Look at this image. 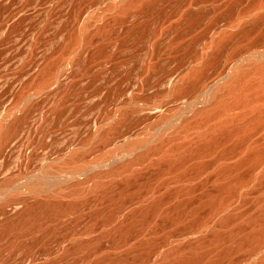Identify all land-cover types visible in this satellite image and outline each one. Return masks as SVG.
Listing matches in <instances>:
<instances>
[{
	"label": "bare ground",
	"instance_id": "1",
	"mask_svg": "<svg viewBox=\"0 0 264 264\" xmlns=\"http://www.w3.org/2000/svg\"><path fill=\"white\" fill-rule=\"evenodd\" d=\"M0 72V264H50L109 227L126 234L102 256L172 264L228 227L200 215L264 181V0H0ZM155 121L173 130L142 136ZM255 224L248 258L218 264H264Z\"/></svg>",
	"mask_w": 264,
	"mask_h": 264
},
{
	"label": "rangeland",
	"instance_id": "2",
	"mask_svg": "<svg viewBox=\"0 0 264 264\" xmlns=\"http://www.w3.org/2000/svg\"><path fill=\"white\" fill-rule=\"evenodd\" d=\"M257 47H258L257 50H260V49L262 50V49H263L260 45L257 46ZM234 59L236 60L237 58H236V57L233 58L232 61H233ZM230 63H232V62H230ZM230 65H231V64H230ZM2 76H3V74H2V72H0V83H1L2 80H5ZM184 98H185V97H181V98H180V99H181L180 101H179V99H178L177 102H175L176 105H177V106H185V105H186L185 103L187 102V98H186V99H184ZM182 99H183V100H182ZM182 101H183V102H182ZM180 103H181V104H180ZM155 122H156V121H155ZM155 122H152V123L150 122V123H147V124H146V126H145L146 128L143 130L142 136L147 135V133H148V134L157 135L159 132H162L163 130H164L165 132H169V131L173 130V128H170L171 126H170L168 123H165V122L162 123L161 121H160L161 123H159L158 121H157L158 123L156 122V123L158 124V126H157V125H156V126H155V125L152 126ZM156 123H155V124H156ZM148 124L151 125V126H149ZM167 126H168V128H167ZM201 126H202L201 128L203 129V125H201ZM151 127H154V128L156 127V128H155V129H153V128L151 129ZM198 127H199V126H198ZM165 128H167V129H169V130H166ZM201 128H200V129L197 128L198 130H197L196 128L193 130V128H192L191 130H193V132H198V131H201ZM191 132H192V131H191ZM228 139H229V138H228ZM230 141H231V142H229V140H228V141L226 140V143H225V141H220V144L223 142V145H222V144H221V145H222V146H224V145L227 146V144H230V143H232V142H235L236 140H235V139H234V140H233V139H230ZM228 142H229V143H228ZM222 146H221V147H222ZM209 153H210V152H209ZM209 153H207V155H206V153L203 154V158H201L202 155H201L200 159H199V158H195V159L192 161V163H194L196 160H197V162H201V161L204 162V161H207L208 158L210 159V157H213L212 154L210 155ZM204 155H205V156H204ZM209 155H210V156H209ZM207 156H208V157H207ZM206 157H207V159H206ZM203 160H204V161H203ZM193 166H194V165H193ZM193 166H192V165H189L188 167H191V168L186 167V168H183V169H182L183 171H182V170H179L178 172L181 171L180 173H183V174H184V173H185V174H186V173H189V172H191L192 169H194ZM187 169H188V170H187ZM184 170H185V171H184ZM186 170H187V172H186ZM189 170H190V171H189ZM178 172H177V173H178ZM192 172H193V170H192ZM177 173H176V174H177ZM180 173H179V174H180ZM179 174H177L178 177H179ZM180 175H181V174H180ZM175 176H176V175H175ZM173 177H174V176H173ZM263 182H264V181H263ZM263 182H262L261 184L258 183L259 185L256 184L255 182H251L252 184L250 183V187H249V189H248V187H246L247 189L245 188L246 190H245L243 187L240 189L243 193H246V194H248V195H247V199L245 198L246 196L244 197V200L246 199V200H245L246 202H245V201H242L243 198H242L241 201L238 202V205H239L240 203L242 204V202H243V204H244V203H245V204H244V205L242 204V205H241V208H240V206L238 207V205H237L236 208H237V209L239 208L237 211H236L235 206H233V208H231L232 210H231V209H228V210H227V213H228V214H226V215H224V214L226 213V211H224V212H220L221 215L224 213L223 216L219 215L220 218H217L218 216H216V215H218V214L215 215L214 212H212V211L209 212V211H208V213H206V214H207L209 217H210V214H211V213H212V214H211V217H212V215L214 214L215 217L213 216V218H215V219H213V220H212V218H209V217L206 216L205 214H204L205 216L203 215L202 217H201V215H200V219H201V220H202L203 217H204V218H205V217L208 218V220H210L211 222L208 221V220H206V218H205V220L208 221L210 224H214V222H215L216 224H218V223H219V220H220V222H224V221H225L224 224H223V223H221V224H223L224 226H226V225L228 226V227H225L226 229L223 228V229L221 230V231H224V230H225L224 233L219 234V233H221V231H219V232L217 233V234H219V241H218V242L212 243L213 245H210L211 243L206 244V246L208 245V247L211 246L210 249H212L213 251H214V249H215L214 252L209 250V251H210V254H209V251L207 250L208 248H206V246H202V247H201L202 250L198 248L199 250H196L197 252H193L191 255H190L188 252H187V254H186V253L180 254V255L176 256L177 259L179 258L178 260L175 259V258H174L173 260H174V261L177 260V261H178L177 264H182V263H183V264H186L189 260H191L194 256H196V254L198 253V251H202V252H199V253L202 254V256H201V254L198 253V254H197L198 257H197L196 259L193 258L194 261H196V262H197V259H198V261H199V262H197L198 264H200V263H201V264H206V263H208V264H218V263H222V262H221V260H222L221 258H223L225 255L227 256V254L230 253V252H231L232 254H234V256H236V257H242V255H243L242 258H245V259L248 258V254H250L251 251L255 248V246H256L255 243H256V242H255V243H254V242H250L249 244H245V246L242 245L243 248H239V247H241L240 243L243 244L242 241L244 240V239H243L244 236L246 237V235H248V233H249V235L251 234V232H252V230H251L252 228H251V227H256V226H253L254 223H255V221H256V224L259 223V224L263 225V223H264V209H262V208H264V190H263V189H264V183H263ZM253 183H254V184H253ZM256 185H257V186H256ZM261 187H262V188H261ZM251 188H252L253 190H252ZM250 189H251L252 191H251ZM261 189H262V191L260 192ZM258 190H259V191H258ZM250 191H251V192H250ZM254 192H255V193H254ZM258 192H259V194H258ZM123 193H125V192H123ZM262 194H263V195H262ZM122 195H124V194H122ZM259 196H260V197H259ZM261 196H262V197H261ZM207 198H208V197H207ZM258 198H259V199H258ZM116 199H118L117 201H119V198H115V199H113V201L111 200V202H109V205L112 204ZM258 200H259V201H258ZM261 200H262L263 202H262ZM248 201H249V202H248ZM114 203H115V202H114ZM246 203H247V204H246ZM255 203H256V204H255ZM257 204H258L259 206H258ZM235 205H236V204H235ZM256 207H258L259 209L256 208ZM234 208H235V209H234ZM233 209H234V211H233ZM261 209L263 210V213L261 212ZM258 210H259V211H258ZM229 211H230L231 213H229ZM239 211L243 213V214L240 213L242 216H244V213H245L246 215H245L244 217L240 218L241 215L238 213ZM259 212H261V213H259ZM233 213H234V214H233ZM249 213H250V214H249ZM251 213H252L253 215H252ZM255 213H256V214H255ZM230 214L233 215V216H231ZM235 214H236V215H235ZM237 214H238V215H237ZM254 214H255V215H258V216L256 217ZM260 214H261V216H260ZM103 215L105 216V214H103ZM103 215H101V216H103ZM229 216L232 217V219H229ZM235 216H236V217H235ZM237 216H239V219L237 218ZM247 216H248V217H247ZM249 216H250V217H249ZM254 216H255V217H254ZM234 217H235V219H234ZM259 217H260V218H259ZM204 218H203V219H204ZM216 218H217V219H216ZM245 218L247 219V221H245V220H246ZM254 218H255V219H254ZM261 218H262L263 220H262ZM228 219H229V220H228ZM237 219H238L239 221H238ZM243 219H244V220H243ZM249 219H250V220H249ZM223 220H224V221H223ZM230 220H231V221L233 220L232 223H231V222H230V224L226 223V221L229 222ZM236 220H237V222H236ZM261 220L263 221V223H261V222H262ZM234 221H235L236 223H233ZM242 221H243V222H242ZM249 221H250L251 223H253V224L249 223ZM253 221H254V222H253ZM260 221H261V222H260ZM217 222H218V223H217ZM241 222H242V223H241ZM245 222H246V224H248V225H246ZM239 223L242 224V226H238V225H240ZM243 223H244V224H243ZM249 224H251V225H249ZM256 224H255V225H256ZM235 225H236V226H235ZM175 226H176V225L172 226L170 229L172 230V228L175 227ZM177 226H178V227H177V228L175 227L174 229H177V230H178L179 226H181V225H177ZM244 226H245V227H244ZM246 226H247V227H248V226H249V227L251 226V227H250L251 229H250L249 227L247 228ZM263 226H264V225H263ZM182 227H183V226H181V229H182ZM230 227H231V228H230ZM237 227H238V228H237ZM241 227H243V228L241 229ZM119 228H120V230H119ZM234 228H235V229H234ZM239 228H240V229H239ZM244 228H245V229H244ZM246 228L249 229L250 231H249V230H246ZM108 229H110V227H109ZM108 229H107V230H104L103 232H101V234L103 235L104 232L108 231V236H106L107 233H106V234L104 233V235L107 237V239H105V236H104V235H103V236L101 235V237L98 236V239H99L98 241L95 240L94 242H92V243H95L96 245H95V244H92V243H91L92 245L90 244L92 247H93V245H94V247L96 246V248H97V247H98V248L100 247L99 250L96 249V248H91V246H90L89 244L86 245V248H85V245H83V248H82V246H81L82 249H81L80 247H79V249L77 248L78 250H73L72 247H68V248H70V249L72 248V250L69 252V249H66L65 251H66L67 254H66V253L64 254V251H63L62 253H59V254H58V255H60V257L57 258V259H56V256L58 257V255L53 256L54 260H53V259L51 260V258H50V259H48L47 261H45L44 259H43V260L41 259V261H39L40 259H38V263H39V262H42V263H43V262L45 261V262H48V263L51 262L50 264H55V263H56V264H79L80 262H81L80 264H88V263H89V264H128V263H129V264H130V263L133 264V263H132L133 261L130 260L131 258L129 259V258L125 257V256H120L121 258L118 257L119 260H118L116 257H113V258H112V257H111V258H106V256H105V257L102 256V255H104V254L102 253L103 248H104L103 251L109 250L108 248H111V245H116L118 242L121 241L120 239L123 238V235H121L122 232H123L122 234H126V232H124V230L126 231V229L121 228V227H117V228L114 227V228H111L110 232H109ZM117 229L120 231V233H119V231H118ZM121 229H122V230H121ZM174 229H173V230H174ZM179 229H180V228H179ZM226 230H227V231H226ZM229 230H230V231H229ZM242 230H243V231H242ZM114 231H115V232L117 231V232L115 233ZM232 231H234V232H232ZM213 232H214V231H213ZM239 232H241V233H239ZM242 232H245V233H242ZM110 233H111V234H110ZM225 233H227V234H225ZM235 233H236V234H235ZM109 234H110V236H109ZM118 234H119V236H118ZM224 234H225V235H224ZM229 234H230V236H229ZM233 234H235V235H233ZM99 235H100V234H99ZM112 235H114V236H112ZM120 235H121V236H120ZM222 235H223V236H222ZM241 235L243 236V238H242ZM111 236H112V239H111ZM220 236H221V238H220ZM108 237H109V238H108ZM121 237H122V238H121ZM224 237H225V238H224ZM234 237H236L238 240H237V239H233ZM100 238H101V239H100ZM113 238H115V239H113ZM118 238H120V239H118ZM108 239H109L110 242L108 241ZM116 239H117V240H120V241H116ZM221 239L224 240V241H223L224 243H226V241H227V243H226V244H223V242H222ZM101 240H102V241H101ZM114 240H115L117 243H116ZM122 240H123V239H122ZM220 240H221V241H220ZM232 240H233V241H232ZM241 240H242V241H241ZM99 241H100V242H99ZM106 241H107V242H106ZM111 241L113 242V244H112ZM237 241H238V242H237ZM101 242H102V243H101ZM219 242H220V243H219ZM105 243H106V244H105ZM115 243H116V244H115ZM237 243L239 244V246H237ZM107 244H108V245H107ZM214 244H215V245H214ZM216 244H217V245H216ZM88 245H89V247H88ZM97 245H98V246H97ZM101 245H102V250H101ZM109 245H110V246H109ZM218 245H220V246H218ZM221 245H222V246H221ZM226 245H227V249H226ZM104 246H106V247L108 246L106 250H105V247H104ZM232 246H233V247H232ZM236 246H237V248H238L239 250L236 249ZM249 246H251V247H249ZM87 247H88V248H87ZM112 247H113V246H112ZM204 247H205V248H204ZM214 247H216V248H214ZM217 247H219V248H217ZM221 247H222L223 249H221ZM224 247H225V248H224ZM89 248H91L92 250L89 249ZM203 248H204L205 250H204ZM229 248H230V249H229ZM252 248H253V249H252ZM74 249H76V248H74ZM85 249H86V250H85ZM95 249H96V250H95ZM220 249H221V250H220ZM235 249H236V250H235ZM240 249H241V250H240ZM79 250H80V251H79ZM82 250H83V252L85 253V255H83V254H81V256H80V255H75V254L82 253ZM87 250H88V251H89V250L92 251V253H94V254H95V253L97 254V253L99 252V254H98V256L95 254V255H96V257H95V256H94L93 254H91V252L89 251L90 254L87 253V254H88V255H87V254H86V251H87ZM93 250H95V251H97V252H95V251L93 252ZM206 250H207V251H206ZM226 250H228V251H226ZM233 250H234V252H236V251L238 250V251H237L238 254H237V253H234ZM242 250H243V252H242ZM73 251H76V252H79V253H76V252H73ZM88 251H87V252H88ZM205 251H206L207 253H206ZM222 251L224 252V254H223ZM68 252H69V253H68ZM204 252H205V253H204ZM219 252H220V255L222 254L221 256L219 255ZM221 252H222V253H221ZM101 253H102V255H101ZM195 253H196V254H195ZM211 253H212V254H211ZM225 253H226V254H225ZM240 253H241V254H240ZM61 254H64V255L61 256ZM207 254H208V255H207ZM235 254H236V255H235ZM72 255H73V256H72ZM82 255H83V256H82ZM89 255H91V257H90ZM204 255H205V256H204ZM211 255H212V256H211ZM216 255H219V256H216ZM238 255H240V256H238ZM86 256H89L91 259L88 258V257H86ZM93 256H94V257H93ZM186 256H188L190 259H189L188 257H186ZM190 256H193V257L191 258ZM213 256H214V257H213ZM226 256H225V257H226ZM245 256H246V257H245ZM92 257H93V258H92ZM124 257H125V258H124ZM180 257H181V258L184 257V258L181 259ZM185 257H186L187 259H186ZM200 257H202V258L205 257L206 259H205V258H203V259L201 258V260H199ZM217 257L219 258V262L217 261V259H218ZM220 257H221V258H220ZM225 257H224V258H225ZM79 258H80V259H79ZM103 258H104V259H103ZM115 258H116V259H115ZM140 258H142V257H137V259H133V260H135V261H134V264H135V263L138 264V262L141 263V260H142V259H140ZM208 258H209V260H208ZM210 258L213 259L214 262H212V260H210ZM216 258H217V259H216ZM82 259H83V260H82ZM87 259H88V260H87ZM110 259H112V261H111ZM120 259H121L122 261H121ZM127 259H128V260H127ZM204 259H205V260H204ZM214 259H216V260H214ZM239 259H240V258H239ZM89 260H90V261H89ZM126 260H127L128 262H127ZM173 260H172V264H173V263L175 264L176 261L173 262ZM180 260H181V261H180ZM182 260H183V262H182ZM186 260H187V262L185 263ZM223 260H224V259H223ZM223 260H222V261H223ZM70 261H71L72 263H71ZM100 261H101V262H100ZM113 261H114V262H113ZM123 261H124V262H123ZM130 261H132V262H130ZM200 261H201V262H200ZM90 262H91V263H90ZM140 263H139V264H140ZM247 263H248V262H247ZM242 264H245V262H242Z\"/></svg>",
	"mask_w": 264,
	"mask_h": 264
}]
</instances>
